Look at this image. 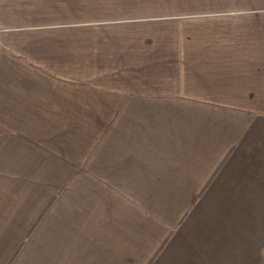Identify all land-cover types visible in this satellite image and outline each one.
Segmentation results:
<instances>
[{
	"label": "crops",
	"instance_id": "obj_1",
	"mask_svg": "<svg viewBox=\"0 0 264 264\" xmlns=\"http://www.w3.org/2000/svg\"><path fill=\"white\" fill-rule=\"evenodd\" d=\"M0 264H264V0H0Z\"/></svg>",
	"mask_w": 264,
	"mask_h": 264
}]
</instances>
